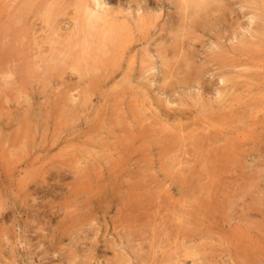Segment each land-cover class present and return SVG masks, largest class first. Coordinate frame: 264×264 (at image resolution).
<instances>
[{
  "label": "rangeland",
  "instance_id": "rangeland-1",
  "mask_svg": "<svg viewBox=\"0 0 264 264\" xmlns=\"http://www.w3.org/2000/svg\"><path fill=\"white\" fill-rule=\"evenodd\" d=\"M33 1L0 0V264H264V0Z\"/></svg>",
  "mask_w": 264,
  "mask_h": 264
},
{
  "label": "bare ground",
  "instance_id": "bare-ground-1",
  "mask_svg": "<svg viewBox=\"0 0 264 264\" xmlns=\"http://www.w3.org/2000/svg\"><path fill=\"white\" fill-rule=\"evenodd\" d=\"M13 1V0H12ZM129 1V0H128ZM137 1V0H136ZM143 1V0H142ZM142 1H141V3H142ZM183 2H181V0H179V2H178V4H182L183 3V5H185V3L184 2H186L187 0H182ZM189 1V0H188ZM192 1V0H191ZM22 2H23V0H22ZM33 2H35V0L33 1ZM52 2V1H51ZM114 2V1H113ZM138 2V1H137ZM136 2V3H137ZM211 2V1H210ZM214 1L212 0V3H213ZM28 3V2H27ZM26 3V4H27ZM30 3V2H29ZM74 3V2H73ZM97 6H100V7H102V4H103V0H95V2H94ZM106 3H107V1H106ZM134 3V2H133ZM140 3V2H139ZM207 3V1L206 0H201L199 3H198V5H199V8H201L202 6H200V5H205ZM13 4H15V3H13ZM25 3H23V5H24ZM33 4V3H32ZM143 4H144V2H143ZM85 5V4H84ZM134 5H135V3H134ZM180 5L178 6V9L180 8ZM189 5H190V3H189ZM25 6V5H24ZM92 6V5H91ZM104 6V5H103ZM107 6V5H106ZM112 6V5H111ZM136 6H138V5H136ZM26 8L25 9H27V11H28V7H27V5L25 6ZM31 7V6H30ZM96 7V6H95ZM207 7V6H206ZM211 7V6H210ZM184 8V7H183ZM189 8V7H188ZM187 8V9H188ZM109 9H111V8H109ZM136 9H138V7L136 8ZM144 9V8H143ZM181 9H182V7H181ZM186 9V10H187ZM206 9V8H205ZM51 10V9H50ZM50 10H48V12L50 11ZM55 10V9H54ZM97 10V9H96ZM103 10V9H102ZM112 10V9H111ZM43 11V10H42ZM82 11V10H81ZM194 11V10H193ZM199 11V10H198ZM211 11V10H210ZM47 12V11H46ZM205 12V11H204ZM207 12V11H206ZM44 13V12H43ZM71 13V12H70ZM89 13H91V11L89 12ZM45 14V13H44ZM56 14V13H55ZM195 14V13H194ZM47 15V14H46ZM58 15V14H57ZM67 15V14H66ZM94 15V14H93ZM109 15V14H108ZM186 15H187V13H186ZM197 15V14H196ZM205 15V14H204ZM78 9L77 8H75L74 7V10H73V13H72V20H73V22L75 23L76 21H77V18H78ZM83 16V15H82ZM81 16V17H82ZM185 16V15H184ZM183 16V17H184ZM200 16V15H199ZM44 17V16H43ZM67 17H68V15H67ZM70 17V16H69ZM96 17L98 18L99 16L98 15H96ZM182 17V16H181ZM180 17V18H181ZM182 17V18H183ZM187 17V16H186ZM209 17H211V16H209ZM193 18V17H192ZM69 19V18H68ZM111 19V18H110ZM110 19H108V20H110ZM186 19V18H185ZM97 20H99V19H97ZM106 20V19H105ZM182 20H184V19H181V23H182ZM205 20V19H204ZM70 21V20H69ZM112 21V20H111ZM135 21V20H134ZM78 22V21H77ZM68 23V22H67ZM141 23V22H140ZM5 24V23H4ZM57 24V23H56ZM136 24V23H135ZM179 24V23H178ZM187 24V23H186ZM61 25V24H60ZM128 25V24H127ZM142 25V24H141ZM59 26V25H58ZM73 26H75V25H73ZM95 26V20H89V22H88V26H86V27H82L83 29H86V28H93ZM110 26V27H109ZM108 26V28H109V30L112 32V31H116V29L118 30V28H119V26L115 23V22H112V23H110V25ZM177 26V25H176ZM36 27V26H35ZM60 27V26H59ZM123 27V26H122ZM143 27V26H142ZM172 27H174V26H172ZM178 28H179V25L177 26ZM45 28V27H44ZM175 28V27H174ZM181 28V27H180ZM36 29V28H35ZM52 29V28H51ZM59 29V28H58ZM72 29V28H71ZM76 29H77V27H76ZM124 29V28H123ZM173 29V28H172ZM173 30H176V29H173ZM59 31H60V29H59ZM105 31V30H104ZM183 31V30H182ZM55 32V31H54ZM95 32V31H94ZM105 32H107V31H105ZM173 32V31H172ZM89 33H90V31H89ZM124 33V32H123ZM105 34V33H104ZM108 34V33H107ZM140 34V33H139ZM59 35V34H58ZM110 35V34H109ZM235 35V34H234ZM108 36V35H107ZM175 36V35H174ZM173 38V37H172ZM175 38H176V36H175ZM63 39V38H62ZM174 39V38H173ZM118 40V39H117ZM178 40V39H177ZM64 41V40H63ZM93 41V40H92ZM103 41V40H102ZM108 41V40H107ZM113 41V40H112ZM109 42H110V40H109ZM115 43V42H114ZM118 43V42H117ZM172 43H173V40H172ZM21 44V43H20ZM213 45V44H212ZM62 49V48H61ZM116 49V48H115ZM51 50V49H50ZM111 50V49H110ZM109 50V51H110ZM58 52V51H57ZM171 52V51H170ZM37 53V52H36ZM165 54V53H164ZM167 54H169L170 55V53H166V55H164V61H165V63H167L168 64V62L171 60V58H173L174 57V55H170L171 57H170V59L168 58L169 57V55H167ZM59 57H60V55H59ZM176 58V57H175ZM174 59V58H173ZM48 60V59H47ZM46 60V61H47ZM163 60V59H162ZM55 61V60H54ZM60 62V61H59ZM177 63V62H176ZM175 63V64H176ZM173 65H174V63H173ZM186 70V69H185ZM165 71V70H164ZM172 72V71H171ZM176 72V71H175ZM185 72V71H184ZM173 73V72H172ZM45 74V73H44ZM179 74V73H178ZM187 74V73H186ZM50 77V76H49ZM164 79V78H163ZM171 80V79H170ZM164 81V80H163ZM171 82V81H170ZM186 82V81H185ZM50 83V82H49ZM176 83V82H175ZM51 84V83H50ZM49 84V85H50ZM170 84V83H169ZM187 84V83H186ZM65 85V84H64ZM184 86V85H183ZM45 88V87H44ZM48 89V88H47ZM189 89V88H188ZM90 100V99H89ZM202 112V111H201ZM174 116V115H173ZM177 118V117H176ZM155 135V134H154ZM208 142V141H207ZM90 149V148H89ZM231 162V161H230ZM215 170H217V169H215ZM186 171V170H185ZM109 174V173H108ZM224 178V177H223ZM96 183V182H95ZM103 187V186H102ZM216 187V186H215ZM102 189V188H101ZM84 191V190H83ZM94 191V190H93ZM80 193V192H79ZM107 194V193H106ZM125 197V196H124ZM82 201V200H81ZM89 203V202H88ZM165 207V206H164ZM139 208V207H138ZM164 210V209H163ZM211 210V209H210ZM208 212V211H207ZM163 213V212H162ZM211 213V212H210ZM212 214V213H211ZM211 214H209V215H211ZM228 218V217H227ZM4 225H5V223H4ZM162 225V224H161ZM4 227V226H3ZM4 235V234H3ZM88 239V238H87ZM44 256V255H43ZM238 256V255H237ZM254 257V256H253ZM43 258V257H42ZM167 260V259H166ZM170 264V263H169Z\"/></svg>",
  "mask_w": 264,
  "mask_h": 264
}]
</instances>
